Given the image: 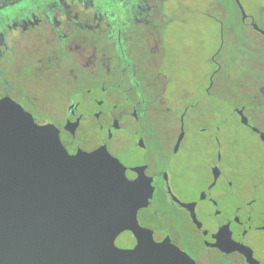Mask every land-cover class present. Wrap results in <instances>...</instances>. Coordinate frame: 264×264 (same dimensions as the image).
Segmentation results:
<instances>
[{"label":"flooded vegetation","instance_id":"obj_1","mask_svg":"<svg viewBox=\"0 0 264 264\" xmlns=\"http://www.w3.org/2000/svg\"><path fill=\"white\" fill-rule=\"evenodd\" d=\"M235 3L237 9H229ZM199 8L219 22L220 32L215 66L202 82L194 73L185 77L172 56L174 33L188 28L194 20L187 16ZM256 10L248 11L244 0H0V52L14 55L0 66V98L10 95L38 123L55 124L69 153L106 148L99 160L106 172L123 163L134 192L152 194L138 219L156 241L169 238L197 264H264L260 1ZM20 60L43 70L54 89L48 99L17 81L14 64ZM171 111L178 126L172 153L187 154L182 166L172 168L173 154L165 153V138L150 121ZM190 113L208 116L200 129L216 144L208 148L207 186L196 194L186 183L176 184L194 169L187 166L196 148L185 144L196 128L186 122ZM229 127L247 137L237 140L246 156L235 157L236 166L227 159L236 149L225 134ZM122 149L131 152L127 163Z\"/></svg>","mask_w":264,"mask_h":264},{"label":"water","instance_id":"obj_2","mask_svg":"<svg viewBox=\"0 0 264 264\" xmlns=\"http://www.w3.org/2000/svg\"><path fill=\"white\" fill-rule=\"evenodd\" d=\"M106 148L71 154L53 123L0 98V264H197L169 238L156 241L123 163Z\"/></svg>","mask_w":264,"mask_h":264},{"label":"rangeland","instance_id":"obj_3","mask_svg":"<svg viewBox=\"0 0 264 264\" xmlns=\"http://www.w3.org/2000/svg\"><path fill=\"white\" fill-rule=\"evenodd\" d=\"M259 1L260 4L264 7V0H244L246 9L251 13H258V11L256 10V3H258ZM237 7L238 4L235 3V5L231 7L229 6V9H237ZM212 13L216 15L218 14V10H215L213 8ZM23 14L25 13H22L21 15ZM187 18H189V20L193 18L194 21H191L188 28H181V33H174V40H176V42L178 43H175L176 49L173 52L172 56L175 55L178 59L181 72L183 73L186 71L185 77L194 73L196 74L198 81L202 82L206 79V73L208 72L207 74L209 77L210 72L215 66V62L212 57L214 52L220 46V32L218 29L219 22L215 20L214 17H208L203 8L197 9V12L194 15L192 14V17L187 16ZM260 21L264 23V12H262V14L260 15ZM7 54L10 53H7L3 50L0 52V66H3V63H7L14 59V55H10L7 57ZM14 69L17 72V81L19 83L22 82L23 84H29L35 91L40 94V96L45 99H48L52 95L54 89L51 87L49 80H46L44 74L40 72L43 70H37L36 68L27 66L24 60L17 61L14 64ZM181 76L184 77V75ZM2 92L3 91H1L0 93ZM170 92L173 93L174 91ZM200 96L201 92L200 90H197L195 97L198 99ZM181 97L184 98V91H181ZM207 105L208 103L205 105V108H207ZM175 116V112L171 111L168 113L155 114L154 118H150V121L154 126V131L158 135L160 134L161 136H164L165 139L162 140L165 146L164 151L165 153H169V155L173 154V144L175 140V137L173 136L178 132V126ZM205 121L208 122V116L205 114L196 117L195 115L190 113V115H188L186 118L187 123H196V128L194 129L195 131H190L185 140V144L189 145L192 143V145L194 144L196 148L190 153L191 156L190 160L188 161L189 165L187 166L194 167V169L190 172H187L183 176L179 175L176 179V184L182 185L186 183L185 185L189 187L190 191H192L193 194L197 193V189H201L199 187L207 186L206 183L208 181V171L206 162L208 159V148L215 149L216 147L215 143L208 142L206 131L200 129V126L203 125ZM225 134H227L228 137L230 136V138L236 140L235 151L227 155V159H229L230 163L236 166L238 165V162L233 159L236 157L239 161H241L246 156L244 149H242L237 140L244 141L247 137L243 133V131H241V129H237L234 127H229L228 131H226ZM225 147L226 145L223 144V150L225 149ZM254 150L257 151L256 149ZM180 153L181 152L178 151L177 153H174L172 155L171 158L173 159L171 161V168L175 167L176 165H183L187 154ZM120 158L125 163L129 162L132 159L131 152L129 151L128 153V151L122 149ZM227 159L225 156L224 163H227ZM234 179L240 178L236 177ZM236 182L239 184V180H236Z\"/></svg>","mask_w":264,"mask_h":264},{"label":"trees","instance_id":"obj_4","mask_svg":"<svg viewBox=\"0 0 264 264\" xmlns=\"http://www.w3.org/2000/svg\"><path fill=\"white\" fill-rule=\"evenodd\" d=\"M7 93V91H5Z\"/></svg>","mask_w":264,"mask_h":264}]
</instances>
